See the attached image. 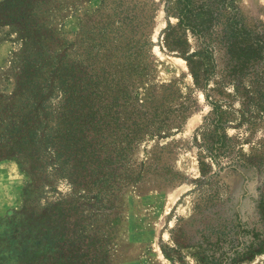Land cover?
Returning <instances> with one entry per match:
<instances>
[{
  "label": "trees",
  "instance_id": "trees-1",
  "mask_svg": "<svg viewBox=\"0 0 264 264\" xmlns=\"http://www.w3.org/2000/svg\"><path fill=\"white\" fill-rule=\"evenodd\" d=\"M89 1H0V26L14 27L20 43L13 53L16 84L0 97V163L16 162L28 177L20 209L0 219V264H112L110 244L125 190L178 182L162 165L164 148L145 161L133 160L140 143L169 137L196 109L192 92L181 94L173 84L145 97L138 93L152 67L148 33L155 4L99 0L73 39L56 37L53 11L64 18ZM236 1L164 0L168 17L177 20L164 32V48L185 61L210 107L192 139L198 191L212 187L216 174L208 175L222 161L258 172L264 166V156L256 164L242 154L241 136L227 134L264 128V25L244 23ZM31 176L52 188L64 181L69 193L30 210ZM214 198L213 193L194 205L195 221L203 223L209 214L218 220L198 242L187 237L193 220H181L171 245L161 246L170 264H185L181 251L193 248L199 264H238L249 256L250 248L237 245L228 225L219 223L220 212L209 205ZM25 243V251L13 256V245L17 251Z\"/></svg>",
  "mask_w": 264,
  "mask_h": 264
},
{
  "label": "rangeland",
  "instance_id": "rangeland-1",
  "mask_svg": "<svg viewBox=\"0 0 264 264\" xmlns=\"http://www.w3.org/2000/svg\"><path fill=\"white\" fill-rule=\"evenodd\" d=\"M151 1L156 10L152 29L148 33L153 44L152 67L148 77L137 87L138 93L140 97H145L162 85L173 84L181 94L192 92L196 109L181 129L164 139L144 141L135 151L133 160L140 162L149 159L148 154L164 148L162 165L170 167L179 179L172 187L158 188L148 182L125 190L120 201L122 209L116 232L110 244L111 263L170 264L163 257L161 246L171 245V233L181 220H193L187 237L194 242L199 241L204 228H210L218 222L217 216L211 214L207 215L203 223L195 221L198 217L193 211L199 199L208 198L214 193L215 198L209 205H214V210L220 212L219 223L228 225V229L237 239V245L250 248L249 256L238 264H264V166L258 172L255 168L228 167V162L222 161L221 168L214 166L208 175L211 177L216 174L210 180L213 182L212 187H201L198 191L200 173L197 149L192 139L197 129L202 126L210 107L204 94L194 88L185 61L164 48V32L169 23L175 26L177 20L168 17L164 0ZM98 6L99 0L78 3L75 13L67 11L64 18L61 16L63 14L53 11L50 25L57 31L56 37L61 40L73 39L80 20ZM235 6L240 18L250 27L255 24L264 25V0H237ZM18 36L14 27L0 26V97L9 96L16 84L17 65L14 64L13 53L20 50ZM192 40L190 38L191 45ZM235 107L238 108V104ZM227 134L229 137L241 136L243 142L238 148L243 155L253 156L256 164L264 156V128L259 127L246 134L229 129ZM31 178L34 187L29 188L30 194L26 203L30 210L40 211L42 207L69 193L64 181L57 182L52 188L53 185L46 184L43 178ZM27 182L28 177L20 172L16 162L0 163V219L20 209ZM28 246L25 243L17 251L11 249L12 255L23 253ZM195 252V248L181 251L185 264H199Z\"/></svg>",
  "mask_w": 264,
  "mask_h": 264
}]
</instances>
